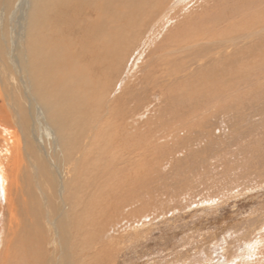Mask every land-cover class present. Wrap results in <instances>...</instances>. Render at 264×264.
Wrapping results in <instances>:
<instances>
[{
	"label": "rangeland",
	"instance_id": "obj_1",
	"mask_svg": "<svg viewBox=\"0 0 264 264\" xmlns=\"http://www.w3.org/2000/svg\"><path fill=\"white\" fill-rule=\"evenodd\" d=\"M187 5L188 10L183 6L177 10L171 2L169 19L153 21L151 28L149 20L153 17H147L149 12L138 28L123 22V30L132 31L130 34L136 40L129 41L131 47L120 65L100 70L101 78L96 76L97 71H89V88L95 90L92 89L94 95L106 93L105 97L111 101L107 105L104 101H91L88 115L93 117V123H99L97 115H103V126L100 124L98 129L112 135L108 134L106 145H99L95 150V154L101 156L100 160L92 161L97 168L108 172L106 176L111 184L106 185L113 189L112 195L107 189L101 196L97 194V198L87 202L91 227L96 228L93 242L94 245L101 244V251L113 249L115 264H225L243 251L246 242L258 237L260 243L255 248L256 254L247 256L245 261L241 257L234 261L238 264H264V32L253 37L251 45H247L249 48L244 44L233 46L234 52L230 56L219 53L222 48L215 39L229 34L227 32L264 27V0H189ZM64 32L58 36L59 40H63ZM185 35L186 42L208 35L200 41L205 48L175 51V38ZM160 39L164 40L161 42ZM70 40L73 41L71 37ZM228 49L231 51V47ZM202 50H209L212 56H204ZM135 56L139 62L133 66ZM169 57H173V62ZM130 58L133 59L130 61ZM168 67L175 71L170 69L169 73ZM170 77L179 80L173 81ZM168 86L172 87L171 90L175 86V91H169ZM8 89L5 88L3 95ZM174 95L177 99L181 96L179 104ZM0 124L8 126L1 108ZM6 129L11 136L0 128V156L7 166L10 156L7 149H11L19 132L15 127ZM115 134L123 140H130V148L145 149V152L130 148L117 151L115 144L120 146L122 142L117 141ZM80 151L82 154L81 148L75 152L80 154ZM71 163L72 160L66 162L62 169ZM93 172L94 164L91 163L85 175L91 177ZM7 203L8 200L4 203L0 194V236ZM107 204H111L110 208ZM91 205H95L94 211H91ZM145 214L143 223L137 222ZM117 223L118 230L112 232L111 227ZM102 232L104 240L100 237ZM108 233L109 238H105ZM92 235L89 232L87 237L92 240ZM106 261L103 264L110 263Z\"/></svg>",
	"mask_w": 264,
	"mask_h": 264
},
{
	"label": "bare ground",
	"instance_id": "obj_2",
	"mask_svg": "<svg viewBox=\"0 0 264 264\" xmlns=\"http://www.w3.org/2000/svg\"><path fill=\"white\" fill-rule=\"evenodd\" d=\"M171 2H173L174 9L178 10V7L183 6V9L188 10L189 0H0V108L8 125L4 127L0 124V128L4 129V133L9 136H11L10 131L6 132V128L15 127L19 132V137L18 139L15 138L11 149H7L10 155L7 166L2 163L0 156V194L4 203L8 200L3 225H1L0 264H100V262L103 264L106 260L110 262L109 264H115L114 256H112L113 251H111L113 249L101 251V244L96 243L94 245L96 228L91 227L92 219L90 212L87 211V202L93 197L97 198V194L98 197L101 196L104 191L110 189L106 184H111L110 178L106 176L108 172L97 168L95 162H92L93 160H100L101 156L95 154V150L99 145L103 144L104 146V143L106 145V138L111 132H100L101 128L98 129L103 121V115H97L99 123L98 121L93 123L91 120L93 117L88 115V107L91 101L102 103L104 101V105H107L111 98L110 100L108 97L106 98V93H104L105 95H98V93L94 95L95 90L92 88L93 92L90 89L89 71H97L98 75L96 76L98 77L100 70L118 67L131 47V45L128 46L129 41L133 43L135 39L134 35L131 36L130 34L132 31L125 32L123 30L125 26L123 27L122 23L127 21L129 25H136L131 26L132 28H138L146 17V12H149L147 17H153L149 20V28H151L153 25L150 24H153V21L169 19L170 9L168 6ZM175 4L176 6H174ZM65 17H67L66 20ZM170 18L172 20V17ZM160 26L163 27V24ZM127 27L129 26L127 25ZM63 32V40H59L58 36L62 35ZM262 32H264V27L260 26L245 31L240 29L232 33L227 32L229 34H224L226 36L216 37V44L222 48L219 53L230 56L231 52H234L233 46L244 44L248 47L247 45H251L250 42L254 39L253 37ZM175 33L177 35V32ZM167 34L169 35V33ZM67 35L73 41L70 40V37L66 40ZM184 37L187 36H180V39L175 38L173 43L176 46L173 48L175 51H192L197 47H203L200 41L205 37L191 39L187 42L188 38L184 39ZM64 42L68 45L64 46ZM151 47L153 46L150 45ZM230 47L231 51L228 49ZM132 50L134 51V49ZM202 53L206 57L212 56L209 55V50H202ZM138 54H140V50ZM232 57L233 54L229 60ZM131 59L133 58H130V61ZM170 59L169 61L173 62V57ZM190 59L188 60L190 61ZM133 60V64L129 62L130 66L131 64L136 66V63L139 62L138 56ZM146 64L148 65V63ZM146 67L145 69H148ZM121 71L123 72V70ZM148 71L150 73V70ZM174 71L171 72L173 77ZM104 72L106 73V71ZM195 76L194 78L197 79V73ZM145 79L144 81L147 80ZM175 79L173 78V81ZM154 80L158 81L155 78ZM6 87L9 89L3 95ZM171 88L169 91L174 90L175 86L174 89L171 90ZM143 89H141L142 92ZM162 92L166 95L164 89ZM93 96L94 98H92ZM174 97L177 96L174 95ZM179 97L181 98V96ZM179 97L176 98L177 100L175 99L177 103ZM158 99L160 100L159 97ZM168 104L167 106H169ZM165 105L163 106L165 107ZM117 110L120 111V108ZM142 115L143 112L139 114L141 117ZM115 136L117 141L122 142L119 143L122 144L120 146L117 145L118 143L115 144L117 151L130 148V140H123L118 134ZM79 148H81L82 154L81 151L80 154L75 152ZM129 150L143 149L135 147ZM70 160H72L70 166L62 169V166ZM91 163L94 164V172L90 177L85 173ZM83 167L84 169H82ZM110 172L113 173L112 169ZM82 177L84 178L82 179ZM109 191L111 194L113 189ZM112 205L116 206L115 203ZM94 206L91 205V211ZM146 216L147 214L142 215L141 220H137V222L143 223L142 219ZM131 222H135V220ZM131 222L126 221V223ZM118 226L119 223L116 226L113 225L111 231L116 232ZM89 232L93 233L92 240L91 237H87ZM104 232L101 236L99 235L103 240ZM109 236L110 233L105 238H109ZM259 243L258 237L246 242L243 251L238 253V256L227 260L225 264L230 262L238 264L234 261L236 257H241L245 261L247 256L256 254L255 248Z\"/></svg>",
	"mask_w": 264,
	"mask_h": 264
}]
</instances>
